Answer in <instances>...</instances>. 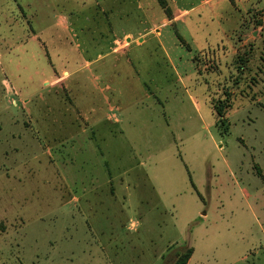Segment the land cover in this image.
<instances>
[{"label":"rangeland","instance_id":"1","mask_svg":"<svg viewBox=\"0 0 264 264\" xmlns=\"http://www.w3.org/2000/svg\"><path fill=\"white\" fill-rule=\"evenodd\" d=\"M167 3L0 0V264H264V0Z\"/></svg>","mask_w":264,"mask_h":264},{"label":"trees","instance_id":"2","mask_svg":"<svg viewBox=\"0 0 264 264\" xmlns=\"http://www.w3.org/2000/svg\"><path fill=\"white\" fill-rule=\"evenodd\" d=\"M158 3L160 5V7L164 10L167 18L171 20V14L172 13H171L170 8L168 7L167 0H158ZM240 62L243 64V63H247L248 60L241 57ZM216 114L219 116L220 122H224V120H225L224 119L225 118V109L223 107H218L216 109ZM193 254H194L193 248H187L184 251H179L177 253V258L173 264H189Z\"/></svg>","mask_w":264,"mask_h":264},{"label":"crops","instance_id":"3","mask_svg":"<svg viewBox=\"0 0 264 264\" xmlns=\"http://www.w3.org/2000/svg\"><path fill=\"white\" fill-rule=\"evenodd\" d=\"M194 255V254H193ZM193 257V256H192ZM192 259V258H191ZM189 264H191V260H190V262H189Z\"/></svg>","mask_w":264,"mask_h":264}]
</instances>
